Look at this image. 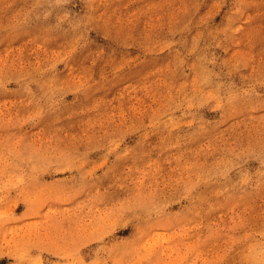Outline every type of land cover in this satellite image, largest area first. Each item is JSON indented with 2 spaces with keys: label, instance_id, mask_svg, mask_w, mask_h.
I'll list each match as a JSON object with an SVG mask.
<instances>
[{
  "label": "rangeland",
  "instance_id": "374dc122",
  "mask_svg": "<svg viewBox=\"0 0 264 264\" xmlns=\"http://www.w3.org/2000/svg\"><path fill=\"white\" fill-rule=\"evenodd\" d=\"M0 264H264V0H0Z\"/></svg>",
  "mask_w": 264,
  "mask_h": 264
}]
</instances>
